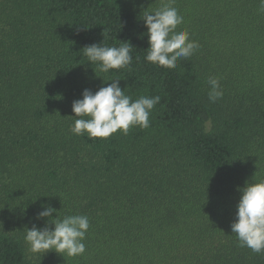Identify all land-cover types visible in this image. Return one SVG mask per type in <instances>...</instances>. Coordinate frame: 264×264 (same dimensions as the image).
<instances>
[{"label": "trees", "instance_id": "trees-1", "mask_svg": "<svg viewBox=\"0 0 264 264\" xmlns=\"http://www.w3.org/2000/svg\"><path fill=\"white\" fill-rule=\"evenodd\" d=\"M160 4L0 0V264H264L230 227L237 188L264 178L260 0H175L177 31L200 47L173 69L145 60L142 11ZM124 41L129 67L87 62L85 46ZM116 77L133 100L160 96L150 126L73 134L72 102ZM45 205L88 216L82 255L28 251L24 228L45 225Z\"/></svg>", "mask_w": 264, "mask_h": 264}, {"label": "clouds", "instance_id": "clouds-1", "mask_svg": "<svg viewBox=\"0 0 264 264\" xmlns=\"http://www.w3.org/2000/svg\"><path fill=\"white\" fill-rule=\"evenodd\" d=\"M175 0H161L158 8L144 9L141 20L147 29L148 47L145 60L157 66L173 69L177 61L191 57L200 47L197 41L191 40L185 29L177 31L184 18L174 7ZM259 11L264 13V0H260ZM133 46L127 42H120L119 46L91 44L83 48L87 62L97 64L100 72L119 70L131 65ZM97 76V75H96ZM122 79L109 78L107 86L100 87L93 93L84 89L82 98L72 102L73 126L71 131L75 135L87 133L89 138H108L118 130L127 135L130 128L139 126L146 129L150 126L149 116L153 108L159 103L160 96H140L133 100L121 89ZM106 81V82H107ZM210 86L208 99L216 102L222 98L217 77H209ZM240 193L236 205L235 219L231 223V231L236 234L240 247L250 248L255 253L264 252V178L245 182L238 187ZM56 213L55 219L52 214ZM57 210L45 205L36 214V219H46L45 225L38 228L35 224L31 228L25 227L24 240L28 251L33 254L53 251L74 257L82 255L86 246L84 240L90 227L86 215L57 216ZM48 224L53 225L50 229Z\"/></svg>", "mask_w": 264, "mask_h": 264}]
</instances>
